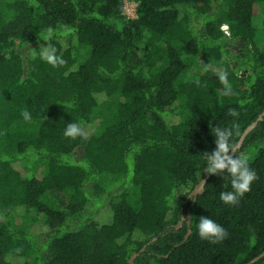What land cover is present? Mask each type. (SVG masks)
Here are the masks:
<instances>
[{"label":"trees","instance_id":"obj_1","mask_svg":"<svg viewBox=\"0 0 264 264\" xmlns=\"http://www.w3.org/2000/svg\"><path fill=\"white\" fill-rule=\"evenodd\" d=\"M127 1L0 0V264H264V117L238 204L204 172L215 130L264 112V0Z\"/></svg>","mask_w":264,"mask_h":264},{"label":"clouds","instance_id":"obj_2","mask_svg":"<svg viewBox=\"0 0 264 264\" xmlns=\"http://www.w3.org/2000/svg\"><path fill=\"white\" fill-rule=\"evenodd\" d=\"M226 27L225 25L224 28L226 29ZM53 52L54 49L46 48L40 53V58L55 66L57 60L52 55ZM220 79L226 83L224 76H221ZM229 91L230 89L226 87L225 94H228ZM22 115L26 120L30 119L27 111L23 112ZM231 115L237 116L238 113L232 111ZM236 127L238 128V125ZM232 135L233 133L230 129H216L214 135L216 137V148L204 156V172L220 176L221 172L227 169V174L231 176L232 191L220 193V200L226 205L238 204L244 193L250 190L252 181L256 179L255 172L248 166V158L246 156L242 154L229 155L230 152H236L237 148V145L231 140ZM64 136L72 139L77 137L87 139L79 123H69L65 128ZM170 203L172 202L170 201ZM196 227L199 238L210 243H219L227 236L226 229L208 216L200 217Z\"/></svg>","mask_w":264,"mask_h":264},{"label":"water","instance_id":"obj_3","mask_svg":"<svg viewBox=\"0 0 264 264\" xmlns=\"http://www.w3.org/2000/svg\"><path fill=\"white\" fill-rule=\"evenodd\" d=\"M244 73H246V71L244 72ZM243 73V74H244ZM263 117H264V112H262V114L259 116V118H258V120L257 121H255L252 125H250L246 130H245V132L243 133V135H242V137H241V139H240V141L238 142V144H237V148H236V151L242 146V144H243V141H244V139L246 138V136L255 128V126L258 124V121H260V120H262L263 119ZM235 154V152H231L229 155L230 156H232V155H234ZM208 177H209V174L206 176V178H204L196 187H195V189L192 191V193L190 194V196H197V195H199V194H201L203 191H204V185H205V183H206V181H207V179H208ZM182 221L179 223V226L178 227H180V226H182ZM190 235V232H189V234L187 235V237ZM144 250V248L141 250V252ZM140 253V252H139ZM139 253H137V252H135V253H133V255L131 256V258H130V260H129V262H131V263H133L134 262V259L139 255Z\"/></svg>","mask_w":264,"mask_h":264},{"label":"rangeland","instance_id":"obj_4","mask_svg":"<svg viewBox=\"0 0 264 264\" xmlns=\"http://www.w3.org/2000/svg\"><path fill=\"white\" fill-rule=\"evenodd\" d=\"M136 6H137V3H135V2H129V1H127L126 0V3H125V6H124V11H125V13L127 14V15H129V16H132V17H136ZM259 37H260V41H263V38L261 37L264 33L260 30L259 31ZM254 146V145H253ZM251 148H253L252 146H250ZM255 147V146H254ZM245 156V155H244ZM19 165H21L22 166V164H20L19 163ZM41 169H43V167L42 168H40V170ZM15 222L16 223H22V222H24V224H25V227H28L29 228V226H30V223L28 222V221H25V220H23V218H21V217H16L15 218ZM39 227H36L35 229H38Z\"/></svg>","mask_w":264,"mask_h":264}]
</instances>
